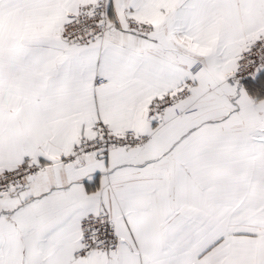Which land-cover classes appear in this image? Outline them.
<instances>
[{
    "label": "snow or ice",
    "instance_id": "obj_1",
    "mask_svg": "<svg viewBox=\"0 0 264 264\" xmlns=\"http://www.w3.org/2000/svg\"><path fill=\"white\" fill-rule=\"evenodd\" d=\"M0 264H264V0H0Z\"/></svg>",
    "mask_w": 264,
    "mask_h": 264
}]
</instances>
